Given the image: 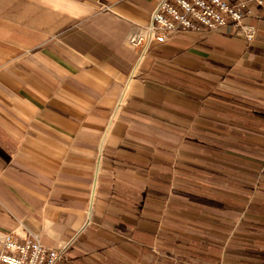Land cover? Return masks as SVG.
I'll list each match as a JSON object with an SVG mask.
<instances>
[{"label":"crops","instance_id":"obj_1","mask_svg":"<svg viewBox=\"0 0 264 264\" xmlns=\"http://www.w3.org/2000/svg\"><path fill=\"white\" fill-rule=\"evenodd\" d=\"M261 1L252 42L179 32L137 64L154 0H0V234L57 264H264Z\"/></svg>","mask_w":264,"mask_h":264},{"label":"built area","instance_id":"obj_2","mask_svg":"<svg viewBox=\"0 0 264 264\" xmlns=\"http://www.w3.org/2000/svg\"><path fill=\"white\" fill-rule=\"evenodd\" d=\"M252 2L262 4L261 0H154L150 22L137 25L126 43L139 50V59L146 56L153 43L162 44L179 32L236 27L250 43L255 29L243 21ZM63 252L45 247L38 234L28 233L22 240L13 234H0V264H57Z\"/></svg>","mask_w":264,"mask_h":264},{"label":"rangeland","instance_id":"obj_3","mask_svg":"<svg viewBox=\"0 0 264 264\" xmlns=\"http://www.w3.org/2000/svg\"><path fill=\"white\" fill-rule=\"evenodd\" d=\"M137 25H133V29L136 27ZM140 26V25H139ZM132 29V31H133ZM127 41V40H126ZM127 44V43H126ZM128 46V45H127ZM145 57L139 59V55H138V61H137V64L141 63V61L144 59ZM126 104V90H122L120 95H119V98L117 99L115 105H114V108H113V111H112V114L109 118V120L107 121V124H106V131H105V135L107 134V131L108 129H110V127L113 125L114 123V120L118 117V115L120 114V111L123 109V107L125 106ZM106 138V137H104ZM104 138H103V141H104Z\"/></svg>","mask_w":264,"mask_h":264}]
</instances>
